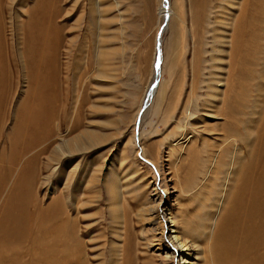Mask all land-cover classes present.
Listing matches in <instances>:
<instances>
[{
  "label": "rangeland",
  "instance_id": "rangeland-1",
  "mask_svg": "<svg viewBox=\"0 0 264 264\" xmlns=\"http://www.w3.org/2000/svg\"><path fill=\"white\" fill-rule=\"evenodd\" d=\"M35 1H5L6 63L14 92L6 112L7 128L0 138V155L10 150L7 135L13 110L24 101L33 73L29 75L20 59L21 41L16 39L13 17L22 12L20 6L31 9ZM164 1H54L58 8L53 20L61 42L44 46L57 49L64 112L53 121L51 135L29 148L16 165L0 206L9 192H16L20 171L33 161V181L19 194L31 206V215L38 208L65 206L63 218L71 219L67 227L73 239L68 246L60 244L59 240L66 239L63 233H52L60 220L43 230V235L58 239L56 257L76 264L181 263L179 257L174 263L166 259L153 242V225L161 213L158 205L162 197L168 198L174 215L191 220L203 217L211 206H230L233 174L228 167L217 171L215 161L220 157L230 165L234 153L244 156L245 149L235 137L230 141L224 130L226 123L234 121L224 114L229 87L241 100L243 113L235 118L250 125L253 136L262 134L264 0ZM163 5L171 11L165 18ZM24 19L20 17L21 22ZM241 19L245 37L233 48ZM162 28L160 80L151 99L148 94L157 73L156 40ZM235 50L239 51L236 57ZM232 68L238 74L231 81ZM38 73L48 75L47 70ZM85 130L98 138L81 136ZM239 134L245 137L242 128ZM75 137L83 143L80 150L67 144ZM195 152L199 163L191 158ZM161 171L167 182L162 181ZM164 183L169 187L168 197ZM179 230L184 231L182 223ZM191 235L199 245L197 263L213 264L205 238L198 232ZM30 243L25 239L21 245V252L27 254L25 263L31 262L34 253L44 256L40 246L33 249Z\"/></svg>",
  "mask_w": 264,
  "mask_h": 264
},
{
  "label": "bare ground",
  "instance_id": "bare-ground-1",
  "mask_svg": "<svg viewBox=\"0 0 264 264\" xmlns=\"http://www.w3.org/2000/svg\"><path fill=\"white\" fill-rule=\"evenodd\" d=\"M5 1L0 0V138L7 128L5 125L6 112L7 109L10 110V100L14 92L13 78L9 77L6 63L9 61V56L5 39ZM54 1L36 0L31 9H25L22 5L23 7L20 6L22 12H16V16L13 17L17 28L18 38L16 37V39L21 41L19 43L21 46L19 49L22 50L20 59L23 60L24 67L29 70V75L30 71L33 73L29 78V85L30 82L31 85L27 88L24 101L13 110L12 129L7 135V140L9 138L10 141V150L8 149L7 153L0 155V198L16 165L25 156L27 150L51 135L53 121L58 118L56 116L64 112L63 106L66 97L59 85L57 49L44 46L45 42H49L52 46L59 45L61 42L59 41L60 36L57 35L58 28L53 20L54 12L58 8ZM164 2L168 4V1ZM23 4L26 5L24 2ZM161 15L164 18L171 15L168 5H163ZM21 16H25L22 22L20 21ZM243 24L244 21L241 19L233 35V48L244 40ZM235 52L238 53H234V57L239 55L238 50ZM160 59L159 56L156 60V62L159 61L158 67H155L156 82L148 94V98L151 99L155 97L158 90L157 85L161 72ZM39 70H47L48 75L39 74ZM237 74L235 68H232L230 71L231 81ZM227 91L230 97L226 101L224 114L229 121L230 119L234 121L226 123L224 130H227L226 135L230 136L229 140L231 137H235L242 142L245 149L244 156L234 153L235 156L230 165L227 164L226 159L219 160L220 157H217L215 161L217 171L220 172L228 167L229 173L233 174V184L229 189L230 206H222V208L211 206V209H208L203 217L191 220L184 215H174L169 208L168 198L164 201L162 197L158 205L160 208L157 206V210L161 211L158 214L160 218L153 225L155 234L153 242L157 243L159 249L166 254V259L173 263L179 257L181 259L179 264H198L199 245L193 242V235H191L192 232H198L201 237L205 238L204 246L209 250L213 264H264V124L261 125L262 134L259 137L253 136L254 131H251L250 125L240 124L235 118L237 113H243L240 109L239 95L235 93L234 88L229 87ZM147 105L146 101L145 107ZM250 121L248 120L249 124ZM73 123L76 122L73 121ZM75 126L77 127V125ZM75 126L73 125V127ZM241 128L245 132V137L247 136L246 139L239 134ZM80 135L88 139L96 140L98 138L96 133L86 130ZM67 142L73 150H80L79 144H83L78 137ZM228 153L229 151L225 155ZM191 158L196 163L201 162L200 155L197 153ZM32 162H28L20 171L19 181L15 186L16 192L15 190L9 192L0 206V264H76L77 262L66 260L64 256L61 259L54 255L55 253L59 254L55 248L58 246H56V243L58 244V239L57 241L55 239L56 235L63 233L66 236L64 241L59 240L60 244L64 246H68L70 240L73 239L67 227L71 220L70 216L67 219L63 218L65 206H49L43 210L38 208L31 215L29 211L31 206H28V202L19 196L25 184L33 181L32 166H30ZM30 173L31 177H29ZM160 175L162 181L165 182V171H161ZM191 179L196 182L195 176ZM28 185L30 186V184ZM164 188L167 197L170 196L167 183H164ZM58 220H60L59 226L53 228L52 231V233L56 232L55 236L50 237L48 233L43 235V230L46 232L48 228L47 224L57 223ZM181 223L184 231L179 230ZM213 223L214 227L212 228L210 224ZM190 225H195V229H192ZM25 239L30 240L33 249L40 246L44 251V256L34 253L31 262L25 263L24 259L27 254L21 252V245ZM77 247H81L79 240ZM46 248L47 252H45ZM50 254L52 255L48 256Z\"/></svg>",
  "mask_w": 264,
  "mask_h": 264
},
{
  "label": "water",
  "instance_id": "water-1",
  "mask_svg": "<svg viewBox=\"0 0 264 264\" xmlns=\"http://www.w3.org/2000/svg\"><path fill=\"white\" fill-rule=\"evenodd\" d=\"M165 1H167V0H165ZM164 29L165 28H162L161 29V31L159 32V34H158V38H157V53H158V57L160 56V45H161V36H162V34H163V32H164ZM158 65H159V61L158 62H156V65H155V67H158Z\"/></svg>",
  "mask_w": 264,
  "mask_h": 264
},
{
  "label": "crops",
  "instance_id": "crops-1",
  "mask_svg": "<svg viewBox=\"0 0 264 264\" xmlns=\"http://www.w3.org/2000/svg\"><path fill=\"white\" fill-rule=\"evenodd\" d=\"M157 41V40H156Z\"/></svg>",
  "mask_w": 264,
  "mask_h": 264
}]
</instances>
